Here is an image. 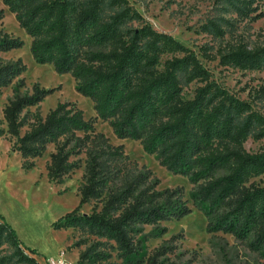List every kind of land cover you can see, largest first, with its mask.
Instances as JSON below:
<instances>
[{"label": "trees", "instance_id": "16d2710c", "mask_svg": "<svg viewBox=\"0 0 264 264\" xmlns=\"http://www.w3.org/2000/svg\"><path fill=\"white\" fill-rule=\"evenodd\" d=\"M242 17H261L264 0H228ZM19 25L32 38L33 58L49 63L60 74H71L79 93L90 97L96 116L86 119L76 103L59 102L45 117L30 108L54 88L34 84L22 92L27 65L21 58L0 56V94L13 87L3 109L7 133L15 137L13 150L30 170L35 158L50 144L47 174L60 182L81 167L79 204L63 215L56 227L78 228L81 236L70 248H79L77 264H192L179 261L178 235L165 239L152 253L146 251V227L156 237L167 232L164 222L191 212L183 187L159 189L151 169L132 160L123 144H113L96 129L102 119L118 138H131L161 166L192 183L190 199L207 218L206 230L231 234L264 258V185L251 181L264 173V148L251 152L249 137L264 139V115L252 104L212 79L198 54L145 22L129 0H3ZM4 9H0V20ZM204 29L223 34L219 23ZM24 40L0 30V54L20 48ZM170 55L162 61L163 55ZM205 56H216L205 51ZM220 63L240 69L264 68V45L243 43L220 52ZM201 84L193 97L184 86ZM28 129L21 134V129ZM5 130L0 128V136ZM73 157H77L73 159ZM94 202L91 212L84 204ZM151 233V234H152ZM7 243L21 263L39 264L12 226L0 216V245ZM83 247V248H82ZM225 264H233L225 249Z\"/></svg>", "mask_w": 264, "mask_h": 264}, {"label": "rangeland", "instance_id": "374dc122", "mask_svg": "<svg viewBox=\"0 0 264 264\" xmlns=\"http://www.w3.org/2000/svg\"><path fill=\"white\" fill-rule=\"evenodd\" d=\"M129 1L144 18V21H133L130 25L139 27L148 22L156 30L171 34L198 54L211 72L212 79L239 98L250 102L256 111L264 115V68L240 69L224 66L219 58L220 52L235 44L243 43L250 48L264 45V15L242 17L228 0ZM1 8L4 9V17L0 20V30L24 40L22 47L0 54L3 59L21 58L26 63L27 70L21 76L25 80V86L21 91L31 92L36 83L43 88H54L51 94L40 104L32 106L30 111L45 117L59 102L70 101L84 111L86 119L95 117L92 99L77 91L72 75L58 73L52 64L36 62L31 51L32 38L19 25L16 15L3 0H0ZM261 11L264 12V2L260 5L259 12ZM209 21L219 23L224 33L220 35L205 30L204 25ZM205 51L216 58L206 57ZM169 56L163 55L162 61ZM200 84V81H194L185 85L184 96L193 97L194 89ZM12 95V85L3 88L0 94V128L5 130V134L0 136V216L12 226L28 249L35 250L34 255L39 264H49V258L59 256L62 251L66 253L70 264H77L80 249L70 248V245L81 236L80 230L72 226L56 227L54 223L79 204L78 187L83 181L85 154L78 156L82 158L81 167L64 176L60 182L50 180L47 174L50 154L55 150L54 144L49 145L43 156L34 159L35 166L32 169L25 170L20 153L13 150L16 138L7 133V122L3 114ZM95 126L113 144H123L132 160L151 169L160 180L159 189L183 187L185 190L191 212L181 219L164 222L163 225L168 230L161 237H156L151 226H147V253H152L165 239L178 235L180 239L177 241V256L174 258L179 261L192 258V264H225L222 252L225 249L233 264H264V258L236 241L231 234L219 232L215 237L207 232L206 216L190 199L193 185L188 177L174 174L161 166L153 155L144 151L139 141L118 138L108 122L97 119ZM27 129V126L23 127L21 134ZM245 147L251 152L260 151L264 148V139L249 137ZM75 158L77 157H73ZM251 181L264 185V173ZM93 204L94 202L84 204L82 212H91ZM0 264L24 263L20 262L14 248L4 243L0 245Z\"/></svg>", "mask_w": 264, "mask_h": 264}, {"label": "built area", "instance_id": "2783aa9c", "mask_svg": "<svg viewBox=\"0 0 264 264\" xmlns=\"http://www.w3.org/2000/svg\"><path fill=\"white\" fill-rule=\"evenodd\" d=\"M49 264H70L69 260L66 259L64 251L60 253L57 257H51L48 260Z\"/></svg>", "mask_w": 264, "mask_h": 264}, {"label": "crops", "instance_id": "0c3cea01", "mask_svg": "<svg viewBox=\"0 0 264 264\" xmlns=\"http://www.w3.org/2000/svg\"><path fill=\"white\" fill-rule=\"evenodd\" d=\"M21 155V154H20ZM22 158V157H21ZM81 210H82V208H81ZM63 252V251H62ZM64 254H65V257H66V253L64 252ZM66 259H67V257H66ZM77 260H78V256H77Z\"/></svg>", "mask_w": 264, "mask_h": 264}]
</instances>
